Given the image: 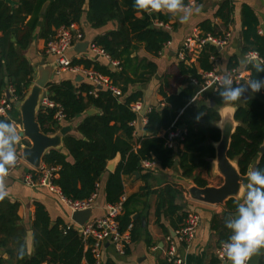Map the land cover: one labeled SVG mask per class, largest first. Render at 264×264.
Returning a JSON list of instances; mask_svg holds the SVG:
<instances>
[{
  "label": "trees",
  "instance_id": "1",
  "mask_svg": "<svg viewBox=\"0 0 264 264\" xmlns=\"http://www.w3.org/2000/svg\"><path fill=\"white\" fill-rule=\"evenodd\" d=\"M17 1L18 5L11 9L5 0H0V93L9 85L12 88L11 96L23 100L34 81V71L22 51L32 41L40 19H43V24L39 35L47 40L57 27L79 21L84 13L83 5L86 0H49L43 14L40 12L41 7L47 0ZM87 1L86 19L91 27H100L109 21H115L117 24L115 29L96 36L92 43L101 46L111 60H116L120 70L112 71L108 65L86 59L73 58L72 64L92 66L107 75L113 84L120 87L122 96L117 98L104 87L96 88V95L89 94L93 88L91 84L75 83L72 79H60L47 84V96L61 106L65 121L72 120L90 106L99 110V113L86 115L77 124L79 136L68 133L63 136V145L73 159L71 162L59 148H51L44 153L42 164L47 168H55L51 184L57 186L61 194L68 199H85L95 192L96 183L106 170L108 160L119 154L120 160L109 173L105 183L106 201L114 203L123 193V174L134 171L141 173L143 171L141 162L144 159L156 160L163 168L173 167L176 154L181 175L193 179L198 186L206 185L209 180L207 174L210 171V159L214 157L213 143L219 140L220 130L215 126L202 127L198 121L219 119L218 109L225 102L222 101L217 89L210 105L190 102L194 92L190 78L194 77L201 81L200 74L195 67L188 68L184 61H178V73L183 75V81L187 84L177 92L176 85L168 80L169 74H163L164 83L160 85L159 92L165 100L164 107L160 109L152 106L147 112V121L143 127L145 134L135 136V126L131 122L137 119V115L130 106L132 102L141 99L142 94L141 90L130 91L129 87L138 82L141 84L146 82L156 72L157 66L152 60L139 59L131 54L143 48L153 57L158 56L162 46L170 40V35L166 30L153 25L152 21L154 19L166 21V18L158 12L136 11L133 7L134 0ZM187 1L184 0V3ZM231 12L230 1L224 0L217 8L215 16L219 17L224 25H228ZM137 13L141 15L137 16ZM242 15L244 26L242 53L254 51L260 58H264V36L257 31V18L246 6L243 7ZM199 26L204 34L210 33L219 37L209 21H203ZM223 36L224 34L220 35ZM211 53L214 56L217 54L216 47L206 44L198 57L204 71L213 68L208 59ZM233 66H236V63L231 64V67ZM246 68L249 71L248 79L250 76L264 79V72L257 73L251 64ZM262 91L264 90L252 93V96L244 101L230 103L235 105L234 119L239 123L231 136L227 156L236 160L243 175L247 172L248 164L256 156L258 160L255 168L264 169V151L260 150L264 146ZM180 109H183L181 114ZM54 111L55 108L43 105L37 110L36 119L45 134H54L60 129L61 125L54 118ZM0 120L9 123L20 122V111L13 105ZM181 124H184L186 129L182 149L167 147L164 144V137L159 136V133ZM27 145H30L28 141ZM37 170L38 168L30 170L34 180L42 177V172ZM142 176L147 179L150 171ZM152 192L156 193L158 199L155 210L156 222L164 228L160 223V212L162 210L163 215L171 218L181 211L182 207L176 203V198L182 194V190L175 185L167 184ZM136 196L137 194H132L126 197L123 212L118 216L121 230L132 223L131 239L135 238L136 220L132 218L133 210L129 208V203ZM33 204L34 219L31 229L35 234V243L32 244L31 253L21 259L17 255L18 243L23 240L28 229L17 214L18 204L10 202L6 197L0 201V248L8 254L5 261L11 260L13 264H41L43 261L55 264L94 262L90 248L85 246L75 228L68 226L61 219L52 223L44 206L39 202ZM237 205L233 198L226 202L229 210L230 207L236 208ZM186 215L183 211L177 217V221L181 222ZM3 262L4 260L0 259V264ZM163 264L172 263L165 260ZM260 264H264V259Z\"/></svg>",
  "mask_w": 264,
  "mask_h": 264
},
{
  "label": "crops",
  "instance_id": "2",
  "mask_svg": "<svg viewBox=\"0 0 264 264\" xmlns=\"http://www.w3.org/2000/svg\"><path fill=\"white\" fill-rule=\"evenodd\" d=\"M15 1L16 4L13 7L10 6L11 9L18 5V1ZM222 1L224 0H195L197 5H202V10L199 14L194 15L188 23H181L178 16L165 12L158 13L162 14L166 18V21L158 19H154L152 21L153 25L160 27L169 33L170 40L162 46L161 51L156 57H153L151 54L147 53L143 48H140L137 52H133L131 54L132 56L136 55L139 59L146 58L148 60H152L157 66L156 72L150 76L146 82H143L142 84L138 82L135 85L129 87L130 91L139 89L141 90L142 94L141 99L131 103H141L140 113L135 112L137 119L133 120L135 121V136L138 137L141 134H145L143 127L147 121V112L151 109V107L156 106L160 109L164 107L165 100L159 92L160 85L164 83V78L162 77L163 74H169L168 80L171 81L173 85H176V91L179 92L181 88L187 84V82L183 81V75L178 73V61H184L185 66L188 68L195 67L198 73L204 71L200 65V62L198 61V57L200 56L201 52L195 54L191 53L190 57H186V59H180L177 55L183 39L189 33H191L193 30H197L201 34H204L203 29H201L199 26L201 22L209 21L211 26L215 27L214 30L217 36L222 34L225 35L226 32L230 33L227 43L224 46H222L220 49L215 46L217 49V54L215 56L212 55V53L209 55V63H211L215 70L220 73H224L227 69L231 68H237L239 70L245 71L248 78L249 71L246 68L247 66L240 63L241 59L247 55L242 53V47L244 45L242 41V30L244 28L242 24V10L243 7L246 6L253 12L254 16L258 20L257 31L260 35L264 36V0H229L232 5V12L228 25H224L223 21L219 17L215 16V12ZM46 2L47 5L43 12L40 11L41 14L45 12L49 4V0L45 1L44 4ZM189 2L190 0H188L186 4ZM83 9L84 13L80 17L79 21H76L78 27L83 33V39L79 42L87 41L90 44L93 42L96 36L102 35L105 32L116 28L117 24L115 21H109L100 27H91L86 19V11L88 9L87 0L83 5ZM136 15L140 16L141 14L137 13ZM42 24L43 19H40L38 28L33 33L32 41L27 46V48L22 51V54L28 59L33 67L34 78L38 74V68L41 63L46 64L55 61L53 55L45 52L44 46L45 42L47 41L46 38L39 35L40 31L42 30ZM77 43L78 42H76L74 46L67 51V56L69 58L98 61L100 64L108 65L112 71L120 70V67L113 65L110 60L106 59L105 57H94V53L89 50L88 46L86 47L85 51H77L75 49V45ZM234 63H236V66L231 67V64ZM79 76L82 77L81 75L72 73L70 71H62L60 74L54 73V79L50 82H57L60 79H72L75 83L86 82L93 86V84L84 77H82V79H77ZM109 79L112 83V79L110 77ZM190 84H193L194 91L190 98V102L195 104H212V98L215 91L213 85H203L201 83L198 84L193 82ZM113 85L117 86L121 92V89L117 84ZM11 89L12 88L9 85H6L2 93H0V96L4 95L6 97V92H10L9 90ZM262 90H264V88H262ZM262 92L264 93V91ZM10 94L12 95V92H10ZM121 96L122 92L116 97L120 98ZM251 96L252 92L249 91L245 99ZM245 99L241 100L244 101ZM225 105L230 106L232 111L234 110L233 107H235V105L226 102L223 106L227 107ZM182 112L183 109H180L179 113L181 114ZM93 113H99V110L94 106H90L83 113L77 115L72 120L64 121L62 124H60V127L67 125L70 127L68 134L79 136V133L76 130L77 124L86 115ZM218 122L219 120L208 121L204 119H200L198 121L202 127H216ZM11 124H13L17 133L22 129L21 121H11ZM181 125H178V127H181ZM183 128L185 129V125ZM164 131L165 130H162L159 133V136H163ZM27 141L30 143L28 138L20 137L19 142L15 145L16 152L21 151V149L27 145ZM182 147L183 144L178 145L175 148L182 149ZM59 149L67 156L68 161L71 162L73 160L67 149L64 148L63 142ZM260 150L264 151V146H262ZM119 160L120 155L116 154L112 159L108 160L107 164L113 162L115 169ZM257 160L258 156L251 160L247 166V170L249 169L250 171L251 169L255 168ZM153 161L155 164L151 168L146 169L141 164L143 169L141 173L139 171H134L132 173L122 175L123 193L121 195L124 194L126 197H129L132 194H137V196L134 197V199L129 203V208L133 210L132 218L136 220L135 238L131 239L124 254L116 253L113 245L109 241H102L100 245V264H107L108 262L112 264H163V262L166 260L164 253L165 237L169 234L173 235L175 230H177L180 224L183 222V220L181 222L177 221V217L183 211H185L186 214L189 212L196 213L199 216L200 222L196 228L195 237L187 247L179 242L177 243V254L184 259L185 264H215L216 248L221 244L222 241H226L231 235L230 230L225 227V219L229 215H234L236 208L230 207L229 210L228 207H226L227 201H225L223 205H210L191 199L184 185L186 180L183 179H187L188 181H193V179L186 177L183 178L181 176V171L177 166L178 157L176 154L174 156L173 167L163 168L160 166L159 162L156 160ZM43 166L44 165L41 164L37 172L42 171L41 167ZM31 169L35 168L25 161L24 163L14 167L6 178V186L9 193L6 198L10 202H16L18 204L17 214L20 217L22 223L25 224L28 231L32 232L31 224L34 219L33 203L39 202L44 206L52 223H54L57 219H61L64 223L69 225L72 222V211L61 201L56 190L42 185L39 181L41 178L38 180L32 179L30 172ZM148 171H150V176L146 179L142 176V174H145ZM110 172L112 171L108 170L106 165V170L101 174L100 180L96 183L95 192L97 195L92 204L91 215L89 219L101 217L105 214L106 206L108 204L105 197V183ZM28 175H30L33 181L32 186L24 182V178ZM167 184L175 185L182 190V194L176 198V203L182 207V210L178 211L171 218L163 215L161 210L159 217L160 223H162L164 226L163 228L156 222L155 210L158 199L156 193L152 191L160 189ZM53 186L56 187V189L58 188L55 185ZM234 200L237 203L242 201V199ZM31 251L32 244L29 245L28 253H31ZM7 258L8 254L6 251L0 248V259L4 260L2 264H13V261L11 260L5 261ZM263 259L264 248H261L248 260L247 264H260ZM82 264L87 263L83 261ZM227 264H230V262H227Z\"/></svg>",
  "mask_w": 264,
  "mask_h": 264
},
{
  "label": "built area",
  "instance_id": "3",
  "mask_svg": "<svg viewBox=\"0 0 264 264\" xmlns=\"http://www.w3.org/2000/svg\"><path fill=\"white\" fill-rule=\"evenodd\" d=\"M230 36L229 32H226L223 37H216L210 33L201 34L197 30H193L189 33L181 44L178 50V57L180 59H186L190 57V54L199 53L202 51L206 44H212L216 47H222L227 43ZM83 39V33L78 27L76 22H72L68 25H61L57 27L54 34L51 35L45 42V52L54 56V60L57 63V67L54 70L55 74H60L62 71H70L75 74H79L82 77L90 81L94 88L89 91L90 94L96 95V88L100 86L101 88L109 89L113 95L119 96L121 94L119 88L111 83V80L107 75L100 73L93 67H85L83 64H72V59L67 56V51L74 46L76 42ZM89 50L94 53V57H105L110 60L113 65H118L117 61L111 60L107 52L99 45L95 43L88 44ZM254 53L248 52L247 54ZM256 53V52H255ZM224 73H230L233 77L235 84H242L247 80V73L245 71L239 70L237 68L227 69ZM224 73H220L213 67L211 70L200 72L201 81L197 78L191 77L190 80L193 83L198 84H210L213 85L214 90L218 88V78ZM234 84V86H236ZM12 90V89H11ZM9 90L10 92H12ZM9 92V93H10ZM40 105L55 108L54 118L62 124L65 121V114L63 109L59 104H55L48 96H44L40 100ZM13 103L9 101L4 95L0 96V118L6 116L8 110L11 109ZM131 108L134 112L140 113L141 103L135 102L131 104ZM135 121L131 124L134 125ZM186 133V129L183 127H169L164 131V144L169 148H175L182 144ZM17 161L14 167L24 163L25 160L22 157L21 151L16 152ZM144 168H151L154 166L155 162L144 159L141 162ZM14 167L9 168L8 175L11 173ZM42 177L39 180L44 186L54 189L58 192L61 201L69 207L73 212L76 210H84L91 208L96 197V192H93L89 197L82 200H71L64 197L59 189L51 184V179L54 176L55 168H47L45 166L41 167ZM24 182L30 186L33 185V181L30 175L24 178ZM126 196L123 194L114 203H108L106 206L105 214L101 217L88 219L84 221L83 224L79 225L72 220L68 225L75 228L78 234L81 236L85 243V246L90 248V252L94 258V262L91 264H100V245L102 241H109L118 254H124L127 245L131 241V228L132 223H129L125 229L121 230L119 226L118 216L123 211V203ZM200 222L199 216L196 213L189 212L184 218L183 222L180 224L177 230H175L173 235H166L165 237V257L166 260L172 264H185L184 259L177 254V243H181L184 246H188L193 238L195 237L196 228ZM90 240V241H89ZM221 244L215 250V264H226L220 258ZM248 262V261H247ZM246 262V264H247ZM41 264H55L48 261H43Z\"/></svg>",
  "mask_w": 264,
  "mask_h": 264
},
{
  "label": "clouds",
  "instance_id": "4",
  "mask_svg": "<svg viewBox=\"0 0 264 264\" xmlns=\"http://www.w3.org/2000/svg\"><path fill=\"white\" fill-rule=\"evenodd\" d=\"M133 7L139 12L173 14L178 16L181 23H188L202 10V5H197L195 0H190L188 4L184 0H134ZM240 63L245 66L251 64L257 73L264 72V58H260L258 53L247 54ZM217 83L218 94L226 103L241 100L246 92L256 93L264 88V79L250 76L243 84H235L230 73L221 75ZM19 140L20 136L13 124L0 120V201L9 195L6 178L9 168L16 164L15 145ZM246 180L247 183L240 189L243 194L242 201L238 203L235 214L225 219V227L230 230L231 235L221 242L220 258L226 264H246L254 254L264 248V169H251ZM34 243L35 234L26 233L18 243V258L22 259L27 255L29 245Z\"/></svg>",
  "mask_w": 264,
  "mask_h": 264
},
{
  "label": "water",
  "instance_id": "5",
  "mask_svg": "<svg viewBox=\"0 0 264 264\" xmlns=\"http://www.w3.org/2000/svg\"><path fill=\"white\" fill-rule=\"evenodd\" d=\"M11 7L16 4L15 0H5ZM47 2L42 6L41 12L44 11ZM87 41L78 42L75 45L77 51H85L88 46ZM221 48V47H217ZM57 67L55 61L51 63H41L38 68V74L23 100H17L9 92H6V97L20 111L22 129L18 131L20 137H26L30 141V145H26L21 149L23 159L34 168H39L42 164L44 153L51 148H59L62 146L63 136L70 131L69 126H62L54 134H45L41 131L39 123L36 119L37 110L40 106V100L47 95V84L54 79V70ZM112 68V67H111ZM82 79V77H77ZM98 88H101L98 86ZM248 92L244 93L241 99H245ZM230 108V106L225 105ZM233 107V106H232ZM218 109L219 122L216 127L220 130V138L213 143L215 148L214 157L210 159V165L213 164L218 172L223 177V182L220 185L206 184L198 186L194 181L186 180L184 185L191 199L207 203L210 205H223L230 198L236 200L242 199L240 189L243 184L247 183L246 174H241L236 160H232L227 156V151L230 145L231 136L235 131L238 123L234 119V110H230V117L224 118L222 109ZM140 119V118H139ZM184 125H181L183 127ZM65 148V147H64ZM63 152V151H62ZM107 169L114 170L113 162L107 164ZM138 174L137 172H135ZM182 176V175H181ZM185 178L184 176H182ZM91 215V208L84 210H76L71 214V219L81 225L88 220ZM31 232V231H27Z\"/></svg>",
  "mask_w": 264,
  "mask_h": 264
},
{
  "label": "rangeland",
  "instance_id": "6",
  "mask_svg": "<svg viewBox=\"0 0 264 264\" xmlns=\"http://www.w3.org/2000/svg\"><path fill=\"white\" fill-rule=\"evenodd\" d=\"M216 168L213 164L210 166V171L207 174L209 180V184H214V185H220L223 182V177L220 175L218 172L216 173Z\"/></svg>",
  "mask_w": 264,
  "mask_h": 264
},
{
  "label": "bare ground",
  "instance_id": "7",
  "mask_svg": "<svg viewBox=\"0 0 264 264\" xmlns=\"http://www.w3.org/2000/svg\"><path fill=\"white\" fill-rule=\"evenodd\" d=\"M230 108L226 107L222 109V115L224 116V118H229L230 117ZM217 171V170H215Z\"/></svg>",
  "mask_w": 264,
  "mask_h": 264
}]
</instances>
